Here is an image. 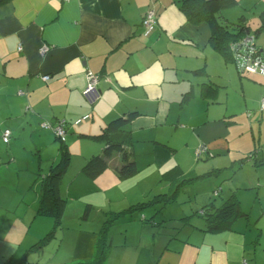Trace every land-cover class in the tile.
Masks as SVG:
<instances>
[{
  "label": "crops",
  "instance_id": "1",
  "mask_svg": "<svg viewBox=\"0 0 264 264\" xmlns=\"http://www.w3.org/2000/svg\"><path fill=\"white\" fill-rule=\"evenodd\" d=\"M208 1L0 0V133L11 131L7 148L1 147L5 144L0 139V150H4L0 170L6 158L12 163L5 164L4 170L14 175L16 158L27 159L33 168L31 155L36 152L40 156L35 162L36 176L44 175L40 174L43 161L47 166L57 160L56 141L64 142L70 155L81 152L82 165L103 147L91 140L93 135L109 121L138 111L142 115L124 129L133 142L126 150L138 154L136 164L159 177L174 166L185 173L213 172L207 179L179 188L181 203L189 206L184 218L213 201L223 203L225 194H234L248 216L237 218L239 225L235 227L234 221L230 230H224L229 233L223 249L226 260L228 264H264V242H246L248 236L264 234V229L258 223L250 229L245 224L250 214L253 219L247 202H264V109L260 110L264 78L240 77L234 62L224 63L208 46L214 32L210 22L216 25L217 35L234 34L241 19L250 33L264 27L260 19L264 0H235L213 19L209 12L217 3ZM185 2L193 7L206 4L207 17L188 21L181 11ZM150 7H154L157 25L144 36L141 20ZM256 34L255 43L264 54V32ZM43 46L49 47L44 55ZM198 69L208 76H195ZM88 71L99 78L100 99L94 106L81 94ZM43 76L49 79L43 81ZM203 83L216 86L218 96H202ZM185 94L189 99L183 104ZM85 115L89 120L75 126ZM58 120L68 123L60 141L51 130L41 128ZM199 146L208 149L204 162L194 156ZM255 150L256 166L248 160L237 162ZM117 158L119 154L113 152L108 166ZM74 165L78 170V163ZM216 176L220 178H212ZM7 183L8 178L0 176V185L8 187ZM19 186L16 174L4 200L14 194L24 196ZM164 186H160L162 192L169 189V184ZM214 190L218 196L212 195ZM34 195L39 201V192ZM258 217L264 221V211Z\"/></svg>",
  "mask_w": 264,
  "mask_h": 264
},
{
  "label": "rangeland",
  "instance_id": "2",
  "mask_svg": "<svg viewBox=\"0 0 264 264\" xmlns=\"http://www.w3.org/2000/svg\"><path fill=\"white\" fill-rule=\"evenodd\" d=\"M254 13L258 18V10ZM98 82L99 78L92 84L94 88L88 99L82 94L87 87L85 77L81 94L89 106H94L91 102L96 101L93 94L100 96ZM7 131L9 141L11 139V131L4 129L0 133L2 142L7 137ZM58 145L56 141L55 146ZM1 147L7 148L6 145ZM105 148H99L92 156L101 157ZM134 153L136 163L138 154ZM20 156L28 157L24 154ZM38 157L36 152L31 155L33 168L27 159L16 158L13 165L15 175L11 170H4L5 164L12 163L11 158H6L4 161L7 162L1 167L0 176L8 178V187L0 185V264H165L167 261L171 264H228L223 252L228 232L207 235L202 233L201 228H196V217L184 221L189 206L181 203L183 198L178 195V198L166 203L162 194H167L169 189L161 191L166 183L160 181L161 176H150L140 164H136V175L120 179L116 167L121 158L105 167L101 175L91 179L81 175L84 173L80 167L87 162L80 164L81 152L76 156L71 153L70 166L59 190L65 199L61 218L56 220L39 215L36 213L39 201L34 198V194L39 192L42 177H37L35 172ZM77 163L78 170V166L74 165ZM42 166L45 168L40 174L49 167L44 161ZM16 174L20 179L19 192L24 190L25 195L14 194V197L4 200V196L8 197L11 193ZM253 174L257 180L256 173ZM151 187L153 190H150ZM236 193L241 195V192ZM243 193L251 194L252 191ZM154 201L159 203H152ZM145 202H151L152 206L141 204ZM247 206L253 219H250V214L245 224L250 229L251 225L258 223V228L264 229V221L258 217L264 211V202L248 201ZM85 208H89L87 216H84ZM195 216L202 218L196 213ZM154 220L156 228L150 223ZM239 222L235 221L234 226ZM246 242H264V234L252 238L248 236Z\"/></svg>",
  "mask_w": 264,
  "mask_h": 264
},
{
  "label": "trees",
  "instance_id": "3",
  "mask_svg": "<svg viewBox=\"0 0 264 264\" xmlns=\"http://www.w3.org/2000/svg\"><path fill=\"white\" fill-rule=\"evenodd\" d=\"M211 2L217 3L213 12L212 13L209 12L210 17L212 19L215 16L214 14H217L221 12L223 9H225V7H229L232 4L234 5L236 3L235 0H209L207 3H211ZM204 5L206 4L193 7V6H190L189 3L185 2L181 11L183 12V14L185 15V18L188 21L197 22L198 20L202 19L204 16L207 17L206 9H203ZM150 8L153 9L154 7L153 8L150 7ZM155 18H156V14H155ZM260 19H263L262 21L264 23V12L260 14ZM208 24L211 26V28L214 31L212 32L211 30V37L208 40V46L213 51H215L216 53L220 55L224 63H229L230 61L234 62L233 49L234 50L238 49L240 52L245 51V47L243 46V44H241V41H240L242 38L251 39V47L253 48V51H252L253 55L259 57L261 61H264V54L257 47L255 43V39H256L255 35H257L256 33L259 32L260 34L261 32H264L263 31L264 27H261L255 30L253 33H250L249 32L250 29L247 28V25L245 26V23L243 24V19H241L237 22L236 32L234 34L231 35V34H228L227 32H221L220 34H218L220 36H218L216 34L217 33L216 25L213 22H210ZM142 35L148 36L149 34L145 35L144 29L142 28ZM234 66H235L236 72L238 73L240 77H249V78L253 76L264 77L262 75L255 73L253 69H250L249 72L239 71L235 62H234ZM195 73H196L195 76H198V77L208 76L207 73L204 72L202 69L195 70ZM199 93L202 96H211V97L218 96L217 87L212 85V83L201 84ZM188 99L189 98L187 97V94H185L183 97V104L186 103L185 101ZM263 103H264V99H262L260 102V110L264 109V106H262ZM250 113L247 112L248 117L251 116ZM141 115L142 114H140L138 111H129L121 115V117H117L109 121L104 126V128L101 129V132L99 134L93 135L91 137V140L93 141H97L101 143L103 142L104 143V144L102 143L103 147H106V148L103 150L101 157L91 156L89 159L86 160L87 162L85 161L86 163L83 165V167H80L81 168L80 171L84 173L83 175L91 179H95L96 177L101 175V171L105 167L108 166V162L106 159L109 158L113 152H117L119 154V159L121 158L119 166L116 167V174L118 175V177H120V179L124 180L127 178H131L137 174V166L133 159L134 155L131 152H128L126 150V147L131 146L133 142L131 138L129 137V134L126 133L124 129L132 121H134L137 117ZM85 116L86 118H84L83 116L77 121L81 123L82 121L89 120V115H85ZM46 124L50 126L48 130H51L53 132L51 127L55 123L48 122ZM67 124L68 123L66 122L64 123L63 125L64 130H66ZM42 129H46V128H42ZM54 137L56 138L55 135ZM5 145H8V143H6ZM207 154H208V149L205 148L204 154L202 155L201 158H199V160H197V162L199 161L204 162L205 160H207L206 158H203V156ZM257 154H258V151L255 150L251 152L250 154H248L247 156H245L244 158H240L239 161L237 162L241 163L242 160L243 162L248 160V162L252 166H256L257 163L255 162L258 159H256L255 157L257 156ZM69 166H70L69 150L67 146L64 144V142H60L58 145L57 160L49 165L47 172H45L44 175H42V177L40 178L39 205L36 211V213H38L39 215L43 217L44 216L52 217L56 220H59L61 218L65 199L62 198V196L59 193V190H60L61 180L64 177V174L67 171ZM232 171L234 172L235 170H232ZM212 173L213 172L197 174L194 171L185 173L179 166H174L170 169H167L161 174V179H160L161 182L169 184V190L167 194L166 193H164V195L162 194V196H165L164 200L166 201V203L173 201V199L174 198L176 199L177 196L179 195V192H180L179 188H182L184 185L193 184L194 182L200 181L201 179H207L208 177L212 175ZM248 186L255 187L254 184H248ZM212 195L217 196L214 193H212ZM146 203H148L147 206H152V203L154 204L159 203V201H154L152 203L145 202L141 204L146 205ZM84 212H85L84 216H87V213L89 212V208H85ZM195 213L201 216L202 218H204V219L200 218V220L197 219L198 221L196 225V228H201L203 230L202 232L203 234H207V233L212 234V233H217V232L224 231V230H230L231 224L237 218H242V217L246 218L248 216V214H246L240 208L239 200L234 194L228 196L226 200H224L223 203L218 202V204H216L213 201ZM195 213L192 214L193 216L191 217H197L195 216ZM191 217L189 218L185 217L183 218V220L189 221L191 220ZM150 223L152 224V221ZM152 226H156L155 223L152 224Z\"/></svg>",
  "mask_w": 264,
  "mask_h": 264
},
{
  "label": "built area",
  "instance_id": "4",
  "mask_svg": "<svg viewBox=\"0 0 264 264\" xmlns=\"http://www.w3.org/2000/svg\"><path fill=\"white\" fill-rule=\"evenodd\" d=\"M63 1H69V0H63ZM156 25H157V20L155 18V12L153 9H150L144 14L143 19L141 20V27L144 29V34L145 35L150 34ZM240 41H241V44H243V46L245 47V51L240 52L238 49H236V50L233 49L234 62L236 63L239 71H241V72L242 71H248L249 72L250 69H253V71L255 73L264 76V61H261L259 59V57L253 55V53H252L253 48L251 47V39L250 38H246V39L242 38ZM18 50H20V48H18ZM247 50H249V51H247ZM48 52H49V47L43 46V48L41 49V54L44 55V54H47ZM85 77L87 80V87H85L84 92L82 94L89 99L90 98V92H92V90L94 88L92 86V84L96 83V80H98V76L93 75L91 72L88 71L87 73H85ZM48 79H49V76H43L42 77V80H44V81H47ZM95 90H96V88H95ZM93 99H95L96 101L94 103L93 102H91V103L95 104L97 101H99L100 96L98 94L96 96H95V94H93ZM262 106H264V103ZM84 118H86V116H84ZM64 123H65V121L60 120V121L55 122V124L51 127L54 135L58 139H63V137L65 135V130L63 127ZM78 123H79V121L75 122V124H78ZM41 126H42V128H46V129L50 128V126L46 123H43ZM8 135H9V132L7 131V137H5V139H3V142L5 144L8 143V141H9ZM5 136H6V134H5ZM204 152H205V147L200 146L194 152L195 158L197 160H199V158L202 157Z\"/></svg>",
  "mask_w": 264,
  "mask_h": 264
},
{
  "label": "clouds",
  "instance_id": "5",
  "mask_svg": "<svg viewBox=\"0 0 264 264\" xmlns=\"http://www.w3.org/2000/svg\"><path fill=\"white\" fill-rule=\"evenodd\" d=\"M65 132H66V130H65ZM56 139H58V138H56ZM216 190H219V189H216ZM216 190H214V191H215L214 194L217 195V194L219 193L220 190H219V191H216ZM217 196H218V195H217Z\"/></svg>",
  "mask_w": 264,
  "mask_h": 264
}]
</instances>
